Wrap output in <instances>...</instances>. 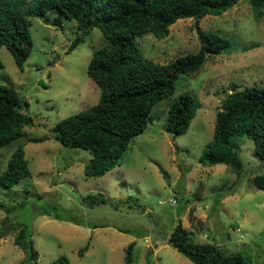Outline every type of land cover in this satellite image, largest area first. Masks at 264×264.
Masks as SVG:
<instances>
[{
    "label": "rangeland",
    "instance_id": "obj_1",
    "mask_svg": "<svg viewBox=\"0 0 264 264\" xmlns=\"http://www.w3.org/2000/svg\"><path fill=\"white\" fill-rule=\"evenodd\" d=\"M54 15L46 13L49 19ZM27 21L32 46L20 69L0 47V85L17 93L31 119L22 127L23 136L0 149V173L17 144L29 171L13 186H0V264L23 259L13 244L20 223L37 252L36 262L21 264H46L60 255L68 264H124L129 242L130 264H194L166 242L178 221L193 241L211 242L225 254L239 253L247 264H264V189L250 181L264 175V163L256 158L252 140H237L238 175L225 164L198 162L229 88L264 86V11L255 19L248 1L238 0L217 15L179 18L164 37H135L141 55L159 64L196 52L201 46L196 27L229 44L218 53L205 51L195 71L180 74L173 93L152 107L146 127L130 140L119 163L96 177L83 175L90 154L63 147L50 128L96 102L99 90L87 77L86 65L106 42L92 27L66 53L81 32L74 20L62 17L54 25L31 16ZM180 93L193 98L195 113L185 132L174 137L164 122L168 104ZM98 192L107 199L103 204L83 201L86 194Z\"/></svg>",
    "mask_w": 264,
    "mask_h": 264
},
{
    "label": "trees",
    "instance_id": "obj_2",
    "mask_svg": "<svg viewBox=\"0 0 264 264\" xmlns=\"http://www.w3.org/2000/svg\"><path fill=\"white\" fill-rule=\"evenodd\" d=\"M237 1L31 0L26 4V0H2L0 47L6 48L20 69L32 46L28 17L39 16L54 25H60L62 17L74 20L81 32L74 37L66 53L82 42L86 30L99 29L106 45L95 49L86 65L87 77L99 90L97 100L50 128L53 138L63 147L83 149L90 154L83 166V175L96 177L119 163L130 140L146 127L152 107L173 93L177 77L195 71L202 64L207 49L218 53L229 44L221 36L196 27L200 48L159 64L141 55L134 38L145 33L164 37L168 26L179 18L217 15ZM247 1L253 17H260L264 0ZM47 12L55 13L52 19L46 16ZM231 87L215 112L212 136L203 145L198 162L225 164L238 175L242 162L236 149L237 140L242 137L252 140L256 158L264 163V86ZM21 104L24 106L25 102L14 90L0 85V149L23 136L22 127L31 124ZM194 113L193 98L187 93L178 94L168 104L165 131L174 137L184 133ZM31 140L36 142L39 138ZM27 176L29 171L22 146L17 144L0 173V186L11 187ZM250 181L255 188L264 189V175H254ZM106 200L99 192L83 197L88 206L103 204ZM109 204L117 208L116 202L109 201ZM166 242L194 264H247L239 253L225 254L211 242L193 241L191 232L183 228L180 221L174 225ZM13 244L24 254L21 263L36 262L37 252L25 225L20 223L15 227ZM132 246L133 242H129L125 247L124 264L131 262ZM78 253L81 255V250ZM46 264H68V260L60 255Z\"/></svg>",
    "mask_w": 264,
    "mask_h": 264
},
{
    "label": "water",
    "instance_id": "obj_3",
    "mask_svg": "<svg viewBox=\"0 0 264 264\" xmlns=\"http://www.w3.org/2000/svg\"><path fill=\"white\" fill-rule=\"evenodd\" d=\"M206 51L208 52V49Z\"/></svg>",
    "mask_w": 264,
    "mask_h": 264
},
{
    "label": "built area",
    "instance_id": "obj_4",
    "mask_svg": "<svg viewBox=\"0 0 264 264\" xmlns=\"http://www.w3.org/2000/svg\"><path fill=\"white\" fill-rule=\"evenodd\" d=\"M172 202H173V200H172Z\"/></svg>",
    "mask_w": 264,
    "mask_h": 264
}]
</instances>
